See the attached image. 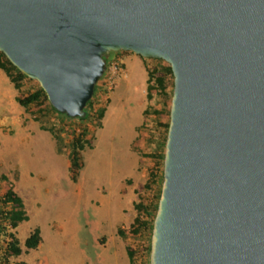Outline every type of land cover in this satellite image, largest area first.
Wrapping results in <instances>:
<instances>
[{"label": "water", "instance_id": "water-1", "mask_svg": "<svg viewBox=\"0 0 264 264\" xmlns=\"http://www.w3.org/2000/svg\"><path fill=\"white\" fill-rule=\"evenodd\" d=\"M119 49L172 73L148 264H264V0H0V51L66 118Z\"/></svg>", "mask_w": 264, "mask_h": 264}, {"label": "rangeland", "instance_id": "rangeland-1", "mask_svg": "<svg viewBox=\"0 0 264 264\" xmlns=\"http://www.w3.org/2000/svg\"><path fill=\"white\" fill-rule=\"evenodd\" d=\"M111 52L107 56L112 54L116 67L111 74L106 64L94 94L104 111L98 125L94 118L84 121L87 144L74 180L67 157L72 124L48 111L42 120H51L54 129L44 128L33 119V107L16 102V89L0 68V173L6 176L0 179V192L11 184L27 214L12 229L21 247L17 256L5 255L0 237V264H128L124 243L141 246L129 234L119 236L116 228L127 229L133 201L151 193L142 188L150 160L140 155L149 146L146 129L139 125L144 110L169 108L171 93L164 99L157 94L149 104L144 64L158 61L132 51ZM57 128L64 143L60 151L53 136ZM35 226L41 239L27 248L22 240Z\"/></svg>", "mask_w": 264, "mask_h": 264}, {"label": "trees", "instance_id": "trees-1", "mask_svg": "<svg viewBox=\"0 0 264 264\" xmlns=\"http://www.w3.org/2000/svg\"><path fill=\"white\" fill-rule=\"evenodd\" d=\"M128 51L130 50L119 49L111 53L115 55L118 52ZM112 57V54L111 56H107V53L105 54L106 64H108ZM153 58L158 62L151 65L144 64L146 70L145 97L149 104H151L152 98L155 95L158 94L160 99H164L171 93L172 89V73L168 62L161 58ZM0 68L16 89L14 95L16 102L24 109L33 107V119L39 120L44 128L49 131H53L54 129L51 120H42L48 111L59 115L65 123L72 124L70 129L71 135L67 141V157L69 177L74 180L78 174L79 168L82 166L81 150L87 144L85 135L87 126L84 121L94 118L98 125V120L104 111V104L99 105V100H97L99 96L98 98L94 97L97 87L96 84L99 79H97L94 84L91 96L84 104L83 108L85 110V115L82 117L66 118L63 113L57 111L50 105L46 94L37 81L17 69L2 51H0ZM27 84H31L32 87L30 88L28 86L27 88ZM143 112L144 118L139 127H141L140 129H146L147 137L145 138V144L148 145L149 148L140 150V155L143 158H149L150 163L147 166L146 177L142 183V188L143 191L151 193L149 196L138 194L137 199L132 203L134 214L127 229L121 227L116 228V233L122 238L129 234L132 238L141 241V246H130L128 242L124 243L128 264H148L149 237L162 180L163 147L168 124V108H155L151 112L146 110ZM161 115L163 116L161 117ZM59 130L60 129L57 128L53 136L55 138L57 150L60 151L63 150L64 143ZM141 132L142 130H139V133ZM0 179H6L4 173H0ZM24 219H27V214L23 207L22 199L12 188L11 184H8L5 189L0 192V237L4 240V253L6 256H17L20 253L21 247L12 229L16 227L19 221ZM40 239L39 228L35 226L25 235L22 244L27 248H35ZM17 264L27 263L23 260H19Z\"/></svg>", "mask_w": 264, "mask_h": 264}, {"label": "built area", "instance_id": "built-area-1", "mask_svg": "<svg viewBox=\"0 0 264 264\" xmlns=\"http://www.w3.org/2000/svg\"><path fill=\"white\" fill-rule=\"evenodd\" d=\"M109 63L111 64V65H109V67H111L110 73L112 74V70L114 71V68L116 67V61L110 60ZM107 78H108V76H107ZM106 81H107V79H106Z\"/></svg>", "mask_w": 264, "mask_h": 264}, {"label": "crops", "instance_id": "crops-1", "mask_svg": "<svg viewBox=\"0 0 264 264\" xmlns=\"http://www.w3.org/2000/svg\"><path fill=\"white\" fill-rule=\"evenodd\" d=\"M145 72H146V70H145ZM6 75V74H5ZM7 76V75H6ZM145 78H146V76H145ZM10 81V80H9ZM11 82V81H10ZM12 84V83H11ZM13 86V85H12ZM15 95V94H14ZM24 207V206H23ZM24 261V260H23ZM24 262H26V261H24ZM26 263H28V262H26ZM44 263V262H43Z\"/></svg>", "mask_w": 264, "mask_h": 264}]
</instances>
